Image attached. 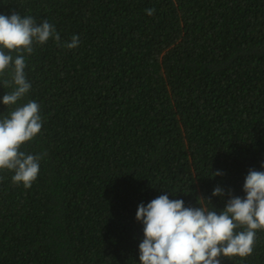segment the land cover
<instances>
[{
  "label": "trees",
  "instance_id": "trees-1",
  "mask_svg": "<svg viewBox=\"0 0 264 264\" xmlns=\"http://www.w3.org/2000/svg\"><path fill=\"white\" fill-rule=\"evenodd\" d=\"M13 12L61 44L24 54L31 89L14 105L0 75V119L35 101L42 121L20 149L42 156L31 187L0 170V264H140V203L219 214L264 171V0H0ZM220 259L264 264V230L251 255Z\"/></svg>",
  "mask_w": 264,
  "mask_h": 264
},
{
  "label": "clouds",
  "instance_id": "clouds-1",
  "mask_svg": "<svg viewBox=\"0 0 264 264\" xmlns=\"http://www.w3.org/2000/svg\"><path fill=\"white\" fill-rule=\"evenodd\" d=\"M146 12L152 15L154 10ZM49 39L61 44L55 26L47 20L37 24L33 17H22L18 12L10 16L0 14V75L11 69V80H4L3 87L14 85V90L3 96L5 106L16 104L31 89L24 72V54L31 55L34 44L43 45ZM78 45L79 36L73 35L71 42L62 46L74 49ZM11 52L17 53L15 59ZM39 111L40 106L29 101L9 117L0 119V170L13 171V183H22L26 189L38 177L42 156L26 155L20 149L41 131ZM217 175L222 173H212L213 177ZM243 191V198L229 193L230 198L219 214L206 207H185L183 200L169 199L166 194L147 205L140 203L136 211L144 234L139 244L140 264H221L222 256L251 255L257 230H264V171L250 169ZM224 194L219 186L212 192V196ZM237 228L244 230L237 232Z\"/></svg>",
  "mask_w": 264,
  "mask_h": 264
}]
</instances>
